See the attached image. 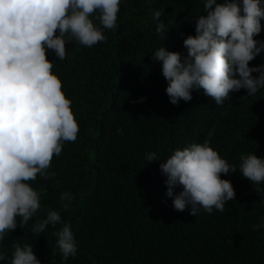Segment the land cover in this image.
<instances>
[{
  "label": "trees",
  "instance_id": "16d2710c",
  "mask_svg": "<svg viewBox=\"0 0 264 264\" xmlns=\"http://www.w3.org/2000/svg\"><path fill=\"white\" fill-rule=\"evenodd\" d=\"M202 7V0H123L118 28L104 30L106 41L92 48L69 42L63 60L46 49L79 132L53 156L49 171L55 177L29 181L47 192L37 214L0 244L7 264L13 241L32 244L42 264H264V229H253L264 218V204L238 171L221 174L235 190L223 212L202 210L195 217L187 209L174 210L165 195L159 164L176 149L208 142L230 164H238L242 153L264 155V89L254 96L244 89L232 92L222 105L194 90L190 101L173 105L160 63L150 59L163 44L185 52L183 39L195 35ZM158 9L172 27L165 41L155 34L152 15ZM261 23L254 39H264ZM261 62L258 55L249 65ZM150 151L161 159L145 164ZM62 192L74 197L68 211ZM50 208L71 224L77 241V255L66 261L53 235L61 225L46 226L38 237L31 231Z\"/></svg>",
  "mask_w": 264,
  "mask_h": 264
},
{
  "label": "clouds",
  "instance_id": "9594fccd",
  "mask_svg": "<svg viewBox=\"0 0 264 264\" xmlns=\"http://www.w3.org/2000/svg\"><path fill=\"white\" fill-rule=\"evenodd\" d=\"M122 2L0 0V244L41 209L47 189L37 190L29 181L38 175L45 180L55 177L49 171L53 156H59L63 142L75 141L79 132L72 101L51 71L54 61L46 59V49L63 60L69 42L92 48L106 41L104 30L118 28ZM202 4L205 14L195 19V35L183 39L185 52L169 51L163 44L151 53L167 82L169 102L190 101L194 90L216 105L241 89L246 96L256 95L264 89V62L252 66L249 62L258 55L264 61V39H254L262 31L264 0H202ZM164 14L158 9L152 15L155 34L163 41L172 28L161 19ZM144 159L147 164L161 157L150 151ZM159 170L165 177V195L176 211L187 209L195 217L202 210L223 212L225 203L235 200V190L221 174L237 171L251 182L264 204V155L242 153L238 164H230L208 142L192 143L174 150ZM73 199L69 192L60 193L64 211L72 208ZM49 225H61L53 233L61 260L75 257L72 226L59 210L48 209L46 218L35 221L31 231L38 237ZM253 229H264V218ZM11 247L10 264H42L32 244L13 241ZM8 259L7 249H0V261L7 264Z\"/></svg>",
  "mask_w": 264,
  "mask_h": 264
}]
</instances>
